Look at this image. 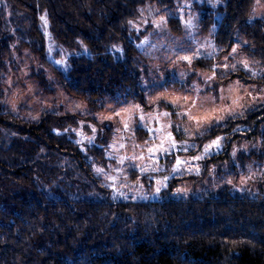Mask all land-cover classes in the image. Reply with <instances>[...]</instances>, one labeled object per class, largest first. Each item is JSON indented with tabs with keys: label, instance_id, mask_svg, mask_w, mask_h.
<instances>
[{
	"label": "trees",
	"instance_id": "trees-1",
	"mask_svg": "<svg viewBox=\"0 0 264 264\" xmlns=\"http://www.w3.org/2000/svg\"><path fill=\"white\" fill-rule=\"evenodd\" d=\"M174 1L0 0V264H264V192L223 186L178 196L167 187L154 199L117 196L96 172L106 166L112 125L61 108L31 118L4 100L9 65L28 50L41 66L34 75L40 88L51 90L49 72L90 112L130 100L148 108L137 62L139 37L149 30L142 28L143 10ZM219 2L207 7L201 30L217 22L222 50L194 65H216L239 42L259 73L236 67L215 86H264V19L249 20L255 0ZM256 103L204 136H231L222 158L234 141H250L255 149L246 159L264 163V101ZM257 183L264 187V172Z\"/></svg>",
	"mask_w": 264,
	"mask_h": 264
},
{
	"label": "rangeland",
	"instance_id": "rangeland-1",
	"mask_svg": "<svg viewBox=\"0 0 264 264\" xmlns=\"http://www.w3.org/2000/svg\"><path fill=\"white\" fill-rule=\"evenodd\" d=\"M218 3L219 0H175L173 5L164 9L153 5L145 7L141 23L143 29L149 30L139 37L140 56L137 57V62L143 71V84L148 93V108L130 100L117 108L109 105L105 110L90 112L86 101L66 93L49 72L46 74L52 86L51 90L40 88L34 75L39 72L41 66L28 50H24L23 54H17L14 64L9 65L4 100L10 109L31 118L38 117L46 109L61 108L70 112L91 114L100 122L112 125L114 133L106 153V166H97L96 172L98 168L104 170L103 173L97 174L117 196L133 200L154 199L165 195L163 192L167 187H171L178 196H201L208 192H216L223 186L242 194L264 192V187L258 186L257 183L264 172V163L261 165L246 159V155L255 149L250 141H244L245 143L234 141L229 158H222L218 154L222 153L225 142L231 136L220 135L224 139L219 150L215 148L210 150L201 160L192 159L204 154L205 145L213 139L205 140V135H197L198 131H203V122L202 127L197 129L195 121L184 113L190 111L192 115H203L204 110L212 106L210 101L213 97H216L215 104L222 107L230 106L232 99L240 98L239 103L243 107L235 108L238 114L252 104L264 101V86L244 85L237 80L225 86H215L218 76L222 77V73L232 70L233 64L249 72L259 73L260 67H257V62L250 60L240 51L239 42L233 46L236 49L235 53L232 52V48L218 60L216 65H220L222 61L223 64L227 63L229 68L225 69L220 65L215 70L216 77L213 80L206 79L212 74V67L194 65L196 59L216 56L222 50L215 40L217 22L208 31L201 30L207 7H216ZM221 3L224 4L223 1ZM161 17L164 19L161 20ZM257 18L264 19V0L254 2L249 20ZM218 19L219 16L216 17V20ZM41 25L48 37L45 20H42ZM197 51L200 53L199 57L194 55ZM58 53L62 57L65 55V51L60 49ZM185 55L193 56L191 64L178 59ZM244 60L248 61V68H244L240 63ZM161 93L169 99L187 96L189 102L184 103L181 99L179 105L173 108L163 98L157 99ZM221 95L223 100L220 99ZM197 96L200 97V101L193 106L192 101ZM149 98L152 100L151 103ZM77 105L80 107L76 108ZM134 105H140V108H135ZM116 112L120 115L116 116ZM165 112L172 115L165 116L163 115ZM141 115L144 116L143 122L140 121ZM108 116L112 119H101ZM227 120L220 123H226ZM125 123L129 125L127 129L124 127ZM176 125L180 127L177 128ZM169 132L175 139V147L170 148L169 152H164L157 146L170 147L171 141L167 135ZM149 148H153L154 151L149 153ZM214 156L217 158L212 160ZM177 159L186 163L177 167ZM110 176L116 177L115 181L108 179ZM157 181H160L159 185ZM157 187H160L159 192L156 191ZM178 189L183 191L178 192Z\"/></svg>",
	"mask_w": 264,
	"mask_h": 264
},
{
	"label": "snow or ice",
	"instance_id": "snow-or-ice-1",
	"mask_svg": "<svg viewBox=\"0 0 264 264\" xmlns=\"http://www.w3.org/2000/svg\"><path fill=\"white\" fill-rule=\"evenodd\" d=\"M257 3H259V0H257ZM41 19L42 20H45L46 18L45 17H41ZM163 19L164 18L161 17V20H163ZM129 23L132 24L133 27H137L138 28V25L134 24L132 21H129ZM157 26H159V25H157ZM232 52L235 53L236 52V49L233 48L232 49ZM194 55L196 57H199L200 53L197 51ZM209 55H211V54H209ZM178 59L185 60L189 64H191L192 63V60H193V56L185 55V56H182V57H178ZM225 59H227V57H225ZM57 63L63 64L64 61L61 60V61H58ZM240 63L242 64V66L244 68H248V61L244 60V61H241ZM218 67H220V65H215V64L212 65V69H213L212 74L210 76H207L206 77V79L208 81H211V80H213L216 77V71L215 70ZM223 68L228 69L229 68V65L227 63H225V64H223ZM231 69H232V71H236L237 70L236 69V65L233 64L231 66ZM252 74L255 75L256 73L255 72H252ZM222 75H227V73H222ZM222 92H223V89H221V93ZM160 98H163L165 101H167V103L170 104L171 106H173V108H175L176 106L179 105L181 99L184 101V103H188L189 102V98L187 96H185V97H179V96H177L175 98L169 99L168 97L164 96L163 93H161V94H159V96L157 97V99H160ZM220 99L223 100V96L222 95L220 96ZM215 100H216V97L211 98L210 104L212 106H210L209 108L205 109L203 115H201V116L192 115V113L190 111H188L187 113H184L191 120L195 121L197 129H200L202 127V122H203V131H198L197 132V135H199V136H204L207 133L211 132L215 128H219V127L225 126V125H222L220 122L221 121H225L227 119H234L236 117V115L238 114L236 112L235 108L236 107H240V108L243 107V105H240V103H239L240 98H234V99H232L231 105L230 106H227V107H222V106L216 105L215 104ZM198 101H200V97L199 96H197L196 99L192 101V105L195 106ZM149 102L150 103L152 102L151 98H149ZM79 107H80L79 105L76 106V108H79ZM133 107L140 108V105H134ZM141 111H142V109H141ZM180 114L181 113H177V115H180ZM239 114L242 115L243 113L240 112ZM115 115L116 116H119L120 113L119 112H116ZM163 115H165V116H171L172 113L165 112V113H163ZM101 119H109V120H111L112 117L111 116H108V117H103ZM143 120H144V116L141 115L140 116V121L143 122ZM142 126L146 127V125H143V124H142ZM90 127L92 128V131L95 133L96 132L95 126L94 125H90ZM124 127H125V129H127L129 127V125L127 123H125L124 124ZM176 127L179 128L180 125H176ZM73 131H75V130H73ZM184 131L187 132L188 129H184ZM189 134H191V133H189ZM167 135H168V137H169V139L171 141L170 147L169 148H163L162 145L157 146V148L162 149L164 152H169L170 151V148L175 147V139L172 136V133L169 132ZM88 139H89V142H92V140L94 139V137H90ZM223 139H224V137L217 136L215 139L211 140L207 145H205L204 154L199 155V156H195L192 159H194V160H201V159L204 158V155H206L210 150H212L214 148L216 150H219L223 146L222 143H221V141ZM185 150H187V149H185ZM148 151H149V153H152L154 151V149L153 148H149ZM176 163H177V167H178L181 164H185L186 161H182L180 159H177V162ZM141 171H144V169H141ZM97 172L98 173H103L104 170L101 169V168H98L97 169ZM108 179H111V180L115 181L116 177L110 176V177H108ZM166 179L167 178H165V180ZM157 184L159 185L160 184V181H157ZM110 186L114 187V185H110ZM156 191L159 192L160 191V187H157L156 188ZM177 191L178 192L179 191H183V189H178ZM120 194L123 195V193H120Z\"/></svg>",
	"mask_w": 264,
	"mask_h": 264
}]
</instances>
